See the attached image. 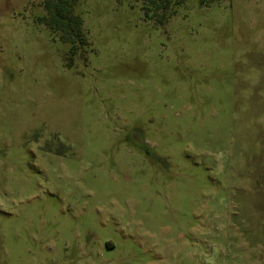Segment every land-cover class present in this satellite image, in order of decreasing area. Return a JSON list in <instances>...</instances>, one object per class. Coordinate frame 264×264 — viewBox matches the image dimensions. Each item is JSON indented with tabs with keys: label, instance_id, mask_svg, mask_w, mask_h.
Returning <instances> with one entry per match:
<instances>
[{
	"label": "rangeland",
	"instance_id": "1",
	"mask_svg": "<svg viewBox=\"0 0 264 264\" xmlns=\"http://www.w3.org/2000/svg\"><path fill=\"white\" fill-rule=\"evenodd\" d=\"M147 1L0 0V264H264V0Z\"/></svg>",
	"mask_w": 264,
	"mask_h": 264
},
{
	"label": "trees",
	"instance_id": "2",
	"mask_svg": "<svg viewBox=\"0 0 264 264\" xmlns=\"http://www.w3.org/2000/svg\"><path fill=\"white\" fill-rule=\"evenodd\" d=\"M76 1L77 0H44L43 7L46 11V16L39 18V21L52 32H58L61 40L71 45V54L75 51L76 42L78 43L79 40L84 42L81 20L73 12ZM147 2L150 5H147ZM147 2L143 3L144 14L146 17L153 18V13H150L151 9H157L161 6L157 5L158 3L156 0H149ZM66 58L68 61L66 65H71L70 56H66Z\"/></svg>",
	"mask_w": 264,
	"mask_h": 264
}]
</instances>
